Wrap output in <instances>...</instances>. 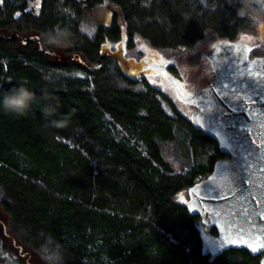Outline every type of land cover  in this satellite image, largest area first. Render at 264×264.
Returning <instances> with one entry per match:
<instances>
[{"label":"trees","instance_id":"1","mask_svg":"<svg viewBox=\"0 0 264 264\" xmlns=\"http://www.w3.org/2000/svg\"><path fill=\"white\" fill-rule=\"evenodd\" d=\"M101 4L110 23L84 32ZM263 29L264 0H0V250L26 264H260L245 248L202 253L205 223L180 201L227 157L192 126L194 106L101 48L192 59L252 36L249 57H264Z\"/></svg>","mask_w":264,"mask_h":264},{"label":"water","instance_id":"2","mask_svg":"<svg viewBox=\"0 0 264 264\" xmlns=\"http://www.w3.org/2000/svg\"><path fill=\"white\" fill-rule=\"evenodd\" d=\"M34 37L40 50L50 52ZM249 52L243 40L216 43L207 57L214 77L191 91L165 61L127 57L122 42L114 49L108 42L101 48V55L118 61L130 77H163L178 101L194 106L192 126L215 139L227 155L216 159L211 173L180 196L188 212L201 215L205 223L202 253L212 259L225 250L245 248L261 254L264 264V58L249 57ZM74 58L89 70L99 66V61L89 66L76 55L64 61ZM213 226L216 235L208 233Z\"/></svg>","mask_w":264,"mask_h":264},{"label":"rangeland","instance_id":"3","mask_svg":"<svg viewBox=\"0 0 264 264\" xmlns=\"http://www.w3.org/2000/svg\"><path fill=\"white\" fill-rule=\"evenodd\" d=\"M111 21V10L108 8L106 4H101L94 8L93 10L89 11L84 19L82 29L84 32L91 34L95 28V26L99 23L101 24H108ZM261 35V36H260ZM259 36V41L261 46H264V29L261 31V34ZM249 39H252V36H247L243 38V41H249ZM256 39V38H255ZM247 41V42H248ZM252 41V40H251ZM216 44L213 42H209V44L204 45L203 52L199 55H196L195 52L193 55H191L193 58L189 59H172L169 60L165 58L162 54L159 52L153 50L150 48L146 43L143 41L139 42V47L141 50L144 51V55L140 58L142 60H159V61H165L173 62L176 64L179 72L180 77L182 78L185 87L188 90H196L202 86H204L205 83H207L211 79V69L210 64L208 61V55L211 53L214 45ZM132 59L137 60L134 56ZM264 58V57H263ZM150 81L156 83L158 86L163 88L165 91L170 92L172 89L167 82L164 80L163 77H161L158 74L155 73H148L145 75ZM119 85L121 87H127L133 90H140L142 88V85L140 83H125L121 80L118 81ZM183 111L187 114H190L192 112V108L190 106H183ZM166 158L169 160V162L177 169L181 167V158H178V156H172L169 155L166 156ZM17 251L15 250H9V251H2L0 250V264H26L23 260L24 257H18L16 254ZM28 258V256H26Z\"/></svg>","mask_w":264,"mask_h":264},{"label":"flooded vegetation","instance_id":"4","mask_svg":"<svg viewBox=\"0 0 264 264\" xmlns=\"http://www.w3.org/2000/svg\"><path fill=\"white\" fill-rule=\"evenodd\" d=\"M212 74H213V72H212ZM213 77H214V74H213L212 78H213ZM212 78H211V79H212ZM211 79H210V80H211ZM210 80H209V81H210ZM209 81H208V82H209Z\"/></svg>","mask_w":264,"mask_h":264}]
</instances>
